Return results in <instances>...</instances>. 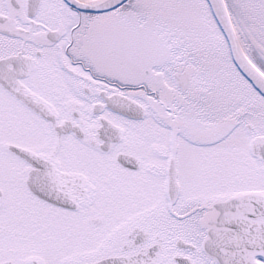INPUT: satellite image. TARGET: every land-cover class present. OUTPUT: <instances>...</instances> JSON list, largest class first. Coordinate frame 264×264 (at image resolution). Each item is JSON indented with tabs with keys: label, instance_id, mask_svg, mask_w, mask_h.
I'll return each mask as SVG.
<instances>
[{
	"label": "snow or ice",
	"instance_id": "obj_1",
	"mask_svg": "<svg viewBox=\"0 0 264 264\" xmlns=\"http://www.w3.org/2000/svg\"><path fill=\"white\" fill-rule=\"evenodd\" d=\"M0 264H264V0H0Z\"/></svg>",
	"mask_w": 264,
	"mask_h": 264
}]
</instances>
